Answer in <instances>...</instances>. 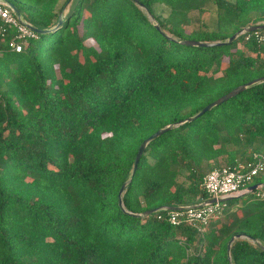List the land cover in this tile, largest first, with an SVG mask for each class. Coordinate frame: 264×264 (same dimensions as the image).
<instances>
[{"label": "trees", "instance_id": "1", "mask_svg": "<svg viewBox=\"0 0 264 264\" xmlns=\"http://www.w3.org/2000/svg\"><path fill=\"white\" fill-rule=\"evenodd\" d=\"M6 1L52 31L19 53L14 31L0 36V264H264V187L228 200L205 234L144 215L202 204L209 171L264 156V82L184 122L263 77L264 46L183 43L264 23V0Z\"/></svg>", "mask_w": 264, "mask_h": 264}, {"label": "built area", "instance_id": "2", "mask_svg": "<svg viewBox=\"0 0 264 264\" xmlns=\"http://www.w3.org/2000/svg\"><path fill=\"white\" fill-rule=\"evenodd\" d=\"M10 30L14 31V37L9 40L8 46L17 53L22 52L29 41L36 39L39 34L23 15L16 14L8 1L0 0V36L5 38ZM242 34L247 40L253 38L264 46V28L251 32L244 31ZM255 158L254 163L217 167L207 173L203 184L211 199H216L215 203L201 207L186 206L176 210L161 209L160 211H168V218L172 224H186L197 232L205 234L211 220L226 209L225 198H237L249 193V186L253 185L255 177L264 170V156L256 154ZM262 188L260 185L258 189ZM258 194L264 198L262 191Z\"/></svg>", "mask_w": 264, "mask_h": 264}, {"label": "water", "instance_id": "3", "mask_svg": "<svg viewBox=\"0 0 264 264\" xmlns=\"http://www.w3.org/2000/svg\"><path fill=\"white\" fill-rule=\"evenodd\" d=\"M136 2H138L137 0H135ZM11 4V3H10ZM12 8L14 9V11L16 12V14L18 16H21L22 13L21 11L14 5V4H11ZM61 19H60V22L59 24L61 23ZM157 28L159 30H161L163 32V29L161 28V26L159 24H156ZM33 28L39 33V34H46V33H50L52 30L51 29H41V28H37V27H34ZM264 28V24H256V25H253V26H249V27H246L244 28L243 30L237 32L236 34H234L233 36H231L227 41H224V42H203V41H197V40H185L183 41L184 44L186 45H193V46H216V45H221V44H226V43H229L231 44L236 38H238L242 32L244 31H247V32H251V31H254V30H257V29H263ZM261 82H264V76L263 77H260V78H257V79H254L246 84H243L241 86H238L236 88H234L233 90H231L230 92H228L227 94L221 96L220 98L216 99L215 101H213L212 103L208 104L207 106H205L198 114L194 115V116H191L189 118H187L184 122H191V121H194L195 119H197L198 117H200L201 115L205 114L206 112L212 110L214 107H217L219 105H221L223 102L233 98L234 96H236L237 94H239L240 92L246 90L247 88H249L250 86L254 85V84H257V83H261ZM174 127L173 124H170L166 127H163V128H160L159 130H157L155 133H153L151 136H149L148 138H146L142 144L140 145V148L138 150V153L136 155V159H135V163H134V171H133V174L135 173V171L137 170V167H138V163L142 157V155L144 154V152L146 151V148L148 146V144L155 138L161 136L162 134L168 132L169 130H171L172 128ZM131 182V179L127 182H125L120 190V204L123 206V199H122V196L126 190V187L128 185V183ZM262 185V187H264V184L262 183H256V184H253L251 186H249V190L248 192H254L256 189L259 188V186ZM232 198H225L224 200L225 201H228ZM216 202V199L213 198V199H210L202 204H199V205H192V207H201V206H204L206 204H213ZM183 207H173V206H163L161 208H156V209H152V210H148L146 212H144V215H150V214H153L155 212H157L158 210H161V209H165V210H176V209H181ZM240 237H245V234H237L236 236L232 237V239L230 240L229 244H228V254H229V258H231V255H230V251H231V246H232V243L233 241L236 239V238H240Z\"/></svg>", "mask_w": 264, "mask_h": 264}, {"label": "rangeland", "instance_id": "4", "mask_svg": "<svg viewBox=\"0 0 264 264\" xmlns=\"http://www.w3.org/2000/svg\"><path fill=\"white\" fill-rule=\"evenodd\" d=\"M77 1L78 0H71V3L69 5V9L73 8L76 5ZM155 11H156L157 15L162 20L163 19H166L169 16V14H170V9L167 6L163 5V4H156L155 5ZM202 16L204 17V19L207 20L208 24L211 27H214L215 26V19H216V17L214 15H212L210 12H207V13L203 14ZM188 30H191V28L189 27ZM86 44L93 45L94 42L92 40H88V41H86ZM239 46H242V43H240ZM227 66H228V61H227V59H225L224 60V63H223V68H226ZM223 218H221L219 220H222Z\"/></svg>", "mask_w": 264, "mask_h": 264}, {"label": "crops", "instance_id": "5", "mask_svg": "<svg viewBox=\"0 0 264 264\" xmlns=\"http://www.w3.org/2000/svg\"><path fill=\"white\" fill-rule=\"evenodd\" d=\"M69 8V7H68Z\"/></svg>", "mask_w": 264, "mask_h": 264}]
</instances>
